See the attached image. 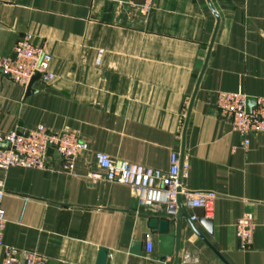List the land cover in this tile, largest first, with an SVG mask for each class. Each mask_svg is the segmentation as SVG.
Listing matches in <instances>:
<instances>
[{
	"label": "crops",
	"instance_id": "crops-1",
	"mask_svg": "<svg viewBox=\"0 0 264 264\" xmlns=\"http://www.w3.org/2000/svg\"><path fill=\"white\" fill-rule=\"evenodd\" d=\"M143 3L145 12L126 0H0V57L29 33L53 74L27 93L0 71V130L68 127L88 147L70 170L58 158L50 170H0L3 243L51 264H100L101 249V264H264V131L243 148L213 105L216 91L264 96V0ZM171 151L187 162L182 189L216 194L209 229L181 196L188 220L177 226L176 211L150 213L130 186L92 179L102 174L95 152L165 170ZM242 212L254 223L244 248ZM153 217L177 230L175 256L158 252Z\"/></svg>",
	"mask_w": 264,
	"mask_h": 264
},
{
	"label": "built area",
	"instance_id": "built-area-1",
	"mask_svg": "<svg viewBox=\"0 0 264 264\" xmlns=\"http://www.w3.org/2000/svg\"><path fill=\"white\" fill-rule=\"evenodd\" d=\"M134 5L131 0H126ZM137 5V4H135ZM145 12L149 5H138ZM100 51L96 61H98ZM51 56L33 43L32 35L24 33L12 48V54L0 57V71L13 83L26 88L36 77L41 83L53 79L49 69ZM247 96L241 92L216 91L214 93L215 113L227 121L230 128L243 136L241 146L246 147V135L264 131V96L254 97V104L246 111ZM53 146L61 167L70 170L74 160L87 150V144L71 129L63 127L49 132L42 124L33 128L14 127L7 131L0 130V170L12 166L50 170V158L46 149ZM96 166L102 174H92V179L101 178L107 182L125 184L136 190L138 204L148 208L150 213H172L177 207V197L184 199L186 206L201 208L204 215H210L216 194L209 190L188 191L181 188L180 176L187 168L186 160L176 151L168 155L165 170L144 166L124 160L110 159L101 152L94 153ZM152 193L154 197H149ZM4 195L3 182L0 181V264H51L48 259L36 251L20 250L3 243L6 219L1 208ZM193 218V217H191ZM254 223L249 212L235 220L234 231L238 246L244 248L251 243ZM145 252L151 247L147 241Z\"/></svg>",
	"mask_w": 264,
	"mask_h": 264
},
{
	"label": "water",
	"instance_id": "water-1",
	"mask_svg": "<svg viewBox=\"0 0 264 264\" xmlns=\"http://www.w3.org/2000/svg\"><path fill=\"white\" fill-rule=\"evenodd\" d=\"M134 4L140 5L142 4L143 0H131ZM208 55V51L206 53L205 56V61ZM36 77H34L28 84V86L26 87L27 93L30 91L29 90V86L31 84V82L33 80H35ZM192 101V97L190 99V102ZM254 104V98L253 97H247L246 98V111H249V108ZM45 154L49 157V158H55L57 156L54 147L53 146H49L46 151ZM182 152L180 153L181 156ZM180 197H177V207H176V214H177V226H178V220L180 216H184L187 220H188V216L184 213L182 205L180 203ZM193 212L194 215L196 217V219L205 226V228L209 229V221L203 219V212L201 208H193ZM160 216L162 217H171L172 213H159ZM149 225L152 228H156V232L158 233L157 235V250L158 252L164 257L166 255H170L172 254V251L174 253V256L176 255V250H177V230L174 234H167V221L163 218L160 220H157L156 217H153L150 219L149 221ZM176 226V227H177ZM177 229V228H176ZM206 244L208 245V243L206 242ZM137 248V244L134 245ZM137 251V250H135ZM105 250L101 249L99 251V259H100V264L102 263V260L104 258L105 255Z\"/></svg>",
	"mask_w": 264,
	"mask_h": 264
}]
</instances>
